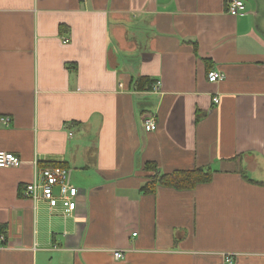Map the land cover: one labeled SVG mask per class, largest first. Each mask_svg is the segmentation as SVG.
I'll use <instances>...</instances> for the list:
<instances>
[{"label": "crops", "instance_id": "0c3cea01", "mask_svg": "<svg viewBox=\"0 0 264 264\" xmlns=\"http://www.w3.org/2000/svg\"><path fill=\"white\" fill-rule=\"evenodd\" d=\"M229 1L0 0V264H264V0ZM146 162L213 176L144 195ZM58 165L68 217L20 195Z\"/></svg>", "mask_w": 264, "mask_h": 264}, {"label": "built area", "instance_id": "2783aa9c", "mask_svg": "<svg viewBox=\"0 0 264 264\" xmlns=\"http://www.w3.org/2000/svg\"><path fill=\"white\" fill-rule=\"evenodd\" d=\"M228 14L232 17L242 16L245 13V6L241 0H230L228 2ZM65 42V41H64ZM223 75L216 71H211L207 74V79L210 83H217L223 79ZM160 83H155L151 90L157 91ZM218 103L217 99L213 100ZM8 118L0 119L3 125L8 124ZM143 130L146 133H151L156 130V123L150 115L142 118ZM22 161L12 153L0 151V169L19 168ZM77 189L70 182V173L68 169L53 167L43 169L39 177L27 184L22 190L21 196L33 203L43 200L47 203L49 210H54L59 204L63 209V215L68 217L76 208ZM133 237L136 234H132ZM2 240V238H1ZM115 260L123 259V254L120 251H115L113 254ZM226 264H232V260H226Z\"/></svg>", "mask_w": 264, "mask_h": 264}, {"label": "trees", "instance_id": "16d2710c", "mask_svg": "<svg viewBox=\"0 0 264 264\" xmlns=\"http://www.w3.org/2000/svg\"><path fill=\"white\" fill-rule=\"evenodd\" d=\"M63 26H59V29ZM135 91L149 90L154 84L147 79L130 82ZM51 167V166H50ZM53 167H62L60 165ZM144 179L139 192L144 195H154L158 188H168L176 191L193 190L198 186L211 182L213 173L209 169L195 168L192 170L161 173L154 162H146L141 171ZM22 191L20 192L21 195Z\"/></svg>", "mask_w": 264, "mask_h": 264}, {"label": "rangeland", "instance_id": "374dc122", "mask_svg": "<svg viewBox=\"0 0 264 264\" xmlns=\"http://www.w3.org/2000/svg\"><path fill=\"white\" fill-rule=\"evenodd\" d=\"M125 65H126V64H125ZM126 66H127V65H126ZM136 75H137V71H136ZM146 97H147V96H146ZM139 98H142V99H143V98H145V97H138L137 99H139ZM136 111H137V110H136Z\"/></svg>", "mask_w": 264, "mask_h": 264}]
</instances>
